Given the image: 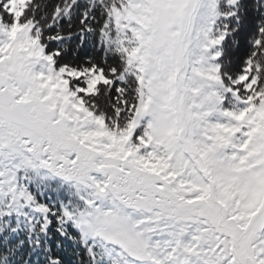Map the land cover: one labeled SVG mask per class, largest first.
<instances>
[{
  "label": "snow or ice",
  "instance_id": "1",
  "mask_svg": "<svg viewBox=\"0 0 264 264\" xmlns=\"http://www.w3.org/2000/svg\"><path fill=\"white\" fill-rule=\"evenodd\" d=\"M0 264H264V0H0Z\"/></svg>",
  "mask_w": 264,
  "mask_h": 264
},
{
  "label": "trees",
  "instance_id": "2",
  "mask_svg": "<svg viewBox=\"0 0 264 264\" xmlns=\"http://www.w3.org/2000/svg\"><path fill=\"white\" fill-rule=\"evenodd\" d=\"M89 51H90V49H89Z\"/></svg>",
  "mask_w": 264,
  "mask_h": 264
}]
</instances>
